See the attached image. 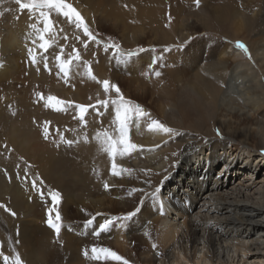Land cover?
Segmentation results:
<instances>
[{
  "label": "rangeland",
  "instance_id": "rangeland-1",
  "mask_svg": "<svg viewBox=\"0 0 264 264\" xmlns=\"http://www.w3.org/2000/svg\"><path fill=\"white\" fill-rule=\"evenodd\" d=\"M79 2L84 12H87L86 23L89 24L90 29L94 33L100 34L99 38L102 41L107 43L110 38L112 43L121 46V50L124 53L138 51L140 48L145 49V51L132 57L127 63H118L117 56L111 49L106 52L102 46L92 43L85 50L76 39L79 36L81 40H85L86 38L83 36V33L78 31L73 24H69L66 18L53 12L51 19L54 24V31L56 32V40L47 52L41 53L37 47L39 44L38 40L35 44L33 43L36 33L32 27L28 29L29 32L27 31V35L23 42H21L28 49L36 48L37 64L33 65L29 61L28 49L22 56L16 54L8 57V59L5 58L6 56L2 58L0 56V62L5 58L7 60L10 59L11 64L5 70L10 73L11 77L7 75L0 80V169H13L15 167L17 168L15 172L22 174V177L28 179L32 185L33 181H35L37 186V190H34L33 196L27 201L29 204L15 210L17 212L9 208L8 206L11 205L4 203V198L0 197V204L5 205L11 212L15 213V216H13L9 212H6L4 208H0V264H4L3 256L12 257L14 254L20 255L23 264L28 263L26 260L29 257L30 264H52V261L53 264L68 263L65 252L66 244L70 241V236L73 237L72 240L74 242L76 235L72 229H69V226L67 227L70 223L65 220V205L66 203L73 202L69 204L72 207V211H80V213L82 208L86 207V203L90 199L89 195L79 193V177L84 175V172L90 170L92 164H97V155H95L93 149L99 143L94 137L97 132L104 130L114 133V125L112 124L113 109L111 105H109L107 110L100 108V114H97L94 108L89 107V113L85 117L86 126H81L78 119L74 118V108H70L67 112H56L50 108H46L44 100L36 96V93L42 94L45 98L48 95H53L65 102L85 106L96 105L97 99L103 100L105 98L100 97L98 94L99 84L82 74L84 72L82 65L79 68L74 67L72 73H70L68 83L58 78L55 56L60 54L61 48L64 50L63 58L66 59L72 48L76 47L81 53L82 60L89 62L97 80H109L111 83H115L120 88L125 99L139 104L149 114L151 119L158 120L174 130V134L168 135L165 140H162L166 145L162 152H167L171 155L168 158L169 167L159 170L157 166H149L146 163L137 162V160L131 162V165H118L119 168L129 169L130 171L122 172L118 177L109 174L112 177L111 182L114 183L116 181V184L109 185L107 189L101 187L97 190L95 197L98 199L99 197L102 198V195L97 194V192L103 188V190L108 191L105 192L107 200H118L119 189L126 187L128 183L135 182L137 179L141 182V185L137 183L139 185L137 189H141L143 185H148V192L153 191L159 185V181L165 180V177L170 176V169L175 164L174 159L177 156V153L170 152L171 150L168 149L173 143L182 145L184 141L194 140L193 144L199 146L205 141L220 140L227 142L229 144L228 147L231 148L234 145H240L241 142L225 140L224 122L232 120L231 122L235 127L238 126L244 133L255 132L258 128L264 126L261 124V122L264 123L263 101L259 102V104H263L258 109L259 111L257 110L253 113L254 111L252 112L246 105L241 104L242 100L233 99V107L246 110L247 117L245 118L231 112V114L228 112L222 115L219 104L214 100L212 105L214 114H209L211 119L203 125V128H199L197 125L192 126L194 123H199L196 120L197 115L194 113L190 114L184 102L181 103L178 98L175 99L174 96H171L169 99L164 98L167 102L165 104H169L170 109H174L175 114L178 113L176 107L182 111V117L180 116V119H174V121L168 117L157 116L158 109L153 102L156 96H158L156 89L163 88L170 92H175L178 89L177 80L182 72L194 74L202 68L211 70V62L205 59V55L207 54L206 48L209 43L216 47V50L214 49L216 53L224 45H227L228 50L226 49V51H229L230 48L238 49L235 46L236 42L243 43L248 49V54L242 51L245 59L242 57L238 61L243 59L248 63L252 55V46L254 45L256 48L264 40V0H199V6H197V0H86L85 2L80 0ZM70 3L73 5L72 2ZM237 12H240L238 16L245 20L240 31H237L234 26L238 19V16H236ZM81 15L84 17L82 12ZM186 15L191 18L188 23H183L184 19H188ZM22 20H27L29 24L27 21L26 24L28 26L33 24L38 28H42L43 26L42 23L38 22L36 16H30L27 11L22 12L15 3V0H0V33L4 32L8 27H15ZM164 35L169 36L170 39L164 41ZM2 36L3 33L0 34V38ZM65 37L67 39H64ZM45 59L48 61V66L51 69L50 72L44 70ZM154 60L156 61L155 64H153ZM98 71L100 72L98 73ZM155 71L161 73L159 83L156 81ZM77 72L81 74L77 75ZM169 74L170 76H168ZM256 76L261 80V85L264 87V68L259 64ZM181 79L185 82L182 77ZM112 80L115 81L113 82ZM194 83L196 84V82ZM219 84H221L220 81ZM249 85L251 84L246 83V86ZM50 86L53 88L51 89ZM253 86L256 88L257 85L253 84ZM226 87L228 86L226 85ZM208 89H211L214 94L217 91L213 82L208 85ZM256 89L257 92L252 94L253 97L259 94L264 95L263 90ZM77 91L78 94L76 93ZM142 92L149 95L143 103L138 100L143 95ZM65 93L71 95L76 93V96L69 97ZM23 94L25 97H23ZM109 97L115 98V93H110ZM203 119H207L204 113ZM18 120L21 122L17 123ZM45 121L49 122L47 125V140L43 134ZM20 124H22L21 127L23 128L19 127ZM132 125H135V122ZM18 128L23 129L22 132L27 137L30 135L33 137H30V139L35 144L36 149L38 148L40 151L41 154L38 156L39 158L42 156L41 160L37 157L35 159L37 158L38 160L32 159L29 153L24 152L21 145L10 143L11 137L9 135ZM217 130L220 135H217ZM133 133L134 128L131 126L130 139L132 143L137 144ZM61 136L67 140L74 141L72 146L68 147L60 143L59 147H57ZM34 139L36 143H34ZM179 140H182V142L180 143ZM247 141L246 143L249 144L250 149L261 152L262 146H259L256 141L252 138H249ZM90 145L91 149L89 150ZM259 152L254 153L259 154ZM44 158L47 159L45 160ZM117 158L118 156L116 157V161L124 157ZM61 162H63L62 164L65 167L61 165ZM111 164L108 167L109 170H111ZM238 166L239 164L237 165V169H239ZM96 167L98 166L96 165ZM26 169L27 172H25ZM219 171H222V167L219 168ZM152 173L158 174L159 181L155 180L151 183L148 181L144 184L146 181L141 175L147 176ZM70 176H73V178ZM94 176L92 174L89 179L93 180ZM74 181L76 187L73 184ZM244 182L246 183L245 180ZM93 185L95 186V183ZM49 191H58L61 194L58 210L62 217V228L59 237L46 224L47 213L52 207L48 196ZM77 193L82 195L79 197L85 198H82V201L78 200ZM126 193H123L120 197H126L128 195ZM253 194L254 192H251L248 197L252 199ZM135 195L139 196L140 200L144 198V192L136 191ZM105 198L99 203L100 208L94 209L93 207H89L91 208V214L89 213L88 217L96 218L99 215V211H101L100 214H104L103 212L128 214H125V211L121 210L123 206L118 204L121 203L119 200L117 201V210H103L109 206ZM139 199L138 201H140ZM83 200L86 201L84 202ZM136 207L142 208L140 204L135 203L131 212ZM54 215L55 213L53 212ZM132 227V230L136 228L134 225ZM24 228L28 232H24L25 236L23 235ZM31 237L32 240H30ZM44 250L46 251L43 253ZM52 253L55 255L53 256ZM259 257L258 252L256 255L251 256V263L257 264ZM44 258L46 259L45 261ZM241 263L249 264V261ZM102 264H114V262L104 261Z\"/></svg>",
  "mask_w": 264,
  "mask_h": 264
},
{
  "label": "bare ground",
  "instance_id": "bare-ground-1",
  "mask_svg": "<svg viewBox=\"0 0 264 264\" xmlns=\"http://www.w3.org/2000/svg\"><path fill=\"white\" fill-rule=\"evenodd\" d=\"M79 1L70 0L87 20V12H84ZM82 1L85 2L86 0ZM239 13L237 12L236 16ZM186 16L188 19H184L183 23H188L191 18L188 15ZM26 21L22 20L20 23H16L15 27H8L2 32L3 36L0 38L1 58L6 56L5 58L8 59V57L16 54L22 56L27 51L28 47L21 44L27 35L28 29L31 28L28 26V21V24H26ZM244 21L243 18L238 16L234 24L237 31L242 29ZM163 38L164 41L170 39L167 35H164ZM227 48V45H224L216 53L214 51L216 47L209 43L206 48L205 59L211 62V70L202 68L194 74L182 72L178 77V89L175 92L163 88L156 89L158 96L153 102L158 109L157 116L168 117L172 121L180 119V116L182 117V111L178 107H176L178 113L175 114L174 109H170V105L165 104V99H169L171 96H174L175 99L178 98L181 103L184 102L190 114L197 115L196 120L199 123H194L192 126L197 125L199 128H203V125L211 119L209 114L213 113L214 100L219 104L222 115L231 112L238 116L247 117L246 110L232 106L233 99L242 100L241 104L246 105L248 109L254 111L253 113L261 108L263 104H259V102H264V95L259 94L253 97L252 94L257 92L256 88L264 91L261 80L256 76L258 64L264 68V40L256 48L254 45L252 46V55L248 63L243 60L245 58L242 50L230 48L229 51H226ZM242 57L243 59L238 61ZM5 58L0 62V80L7 75L11 77L10 73L5 71L11 65L10 59ZM14 58L16 59V57ZM37 77L39 78V76ZM156 81L159 83L160 77H156ZM219 81L221 84H219ZM212 82L217 89L215 94L211 89H208V85ZM246 83L251 85L246 86ZM253 84L257 85L256 88ZM76 93L78 94V91ZM76 93L72 95L65 94L73 97L76 96ZM98 94L100 97H105L100 84ZM147 96L149 95L143 93L138 100L143 103ZM23 97H25L24 94ZM174 98L172 99L175 101ZM180 102L179 104H181ZM203 113L207 119H203ZM231 121L223 123L225 140L239 141L241 142L240 145H234L230 148L227 142L220 140L205 141L199 146L193 144L194 140V142L184 141L182 145L173 143L168 149L171 150L170 152L177 153V156L174 159L175 164L170 169V176L159 181L157 173L147 176L141 175L146 181L144 184L148 181L150 183L155 180L159 181L157 187L161 189V192L156 199L144 197L140 200L139 196L135 195L136 191L134 189H137L138 184L141 185L138 179L135 182L128 183L126 187L120 188V191L116 189L119 192L118 200L121 201L118 204L123 206L121 210L125 211V214L132 211L135 203L140 204L142 208H140V213H137L129 221L115 220L110 230L101 233L99 236L94 235V232L98 231L101 223L106 219H115L117 216L123 217L125 215L124 213L114 214L112 212L100 214L101 211H99V215L96 218L94 217L95 222L91 225L86 224L87 220L93 219V217H88V214H91V208L89 207L100 208L99 203L106 197L105 192L107 190H103L104 185L116 184V181L111 182L112 177L109 175L111 170L108 167H110L111 161L108 159V155L104 154L100 145H96L93 152L97 155V164H92L91 169L79 177L78 186L79 193L89 195L90 200L87 201L86 207L82 208L81 213L80 211H72L69 204L73 202L66 203L67 208L65 205V220L70 223L66 225L76 235L74 242L73 237L69 235L70 241L66 244L67 264H102L103 262L92 259L90 250L93 246L106 247L116 251L129 264H242L241 262L247 263L248 261L249 264H252L250 261L251 256L256 255L257 252L260 255L257 264H264V154H262V151H264V126L258 128L255 132L244 133L238 126L235 127ZM147 122L148 119L145 118L141 120L139 128L132 125L134 128L133 136H135L140 148L124 158L118 156L117 159H120L115 161L117 165H131V162L137 160V162L146 163L149 166H157L159 170L169 167L168 158L171 155L162 152L166 146L162 140H165L168 135L148 131ZM17 123L15 122V124ZM261 124L264 125L263 122ZM21 126L22 124L19 127ZM21 128L12 129L14 131L9 135L11 137L10 143L21 145L24 152L29 153L32 159L39 158L38 155L41 153L32 143L31 135L29 137L24 135ZM249 138L262 146L261 152L250 149L249 144L246 143ZM6 141L8 140L6 139ZM35 141L34 139V143H36ZM254 152H259V154ZM41 158L42 156L39 159L41 160ZM56 162L58 163V161ZM62 163L61 165H63ZM42 164L44 165V163ZM238 164L239 169H237ZM220 167H222V171H219ZM15 170H17L15 167L13 169H0V197H3L4 203L10 204L11 206L8 207L14 211L22 206H27L29 204L28 199L34 194L31 182ZM92 174L95 176L93 180H90L89 177ZM70 177L73 178V176ZM73 184L76 187L75 181ZM101 187H103L101 189L103 192L99 191L97 194L102 195V198L99 197L98 199L95 194ZM147 187L148 185L141 186L143 190L141 192H148ZM251 192H254L252 199L248 197ZM79 193H77L78 200L82 201V198L85 197H79L82 196ZM123 193L128 195L120 197ZM118 200H107L105 198L109 206L103 210H117ZM144 205L146 206L143 207ZM137 208L139 207H136L135 210ZM133 225L136 226L134 230H132ZM25 231L27 232L26 228L23 230L24 236L26 235ZM30 240H32V237ZM154 244L156 245L155 249L153 248ZM85 252H87V255H85ZM29 261L30 257L26 260L27 264H30Z\"/></svg>",
  "mask_w": 264,
  "mask_h": 264
},
{
  "label": "snow or ice",
  "instance_id": "snow-or-ice-1",
  "mask_svg": "<svg viewBox=\"0 0 264 264\" xmlns=\"http://www.w3.org/2000/svg\"><path fill=\"white\" fill-rule=\"evenodd\" d=\"M15 3L19 6V9L22 12L27 11L30 16H36L38 18V22L42 23V28L36 27L35 24L30 25V27H32L36 33V38L33 43L35 44L37 40L39 41L37 47L40 49L41 53L47 52L56 40V32L54 31V24L51 19V14L53 12L61 17L66 18L69 24H73L78 31L83 33V36L86 38L85 40H81L79 36H77L76 39L84 47L85 50H87L90 44L92 43H95L97 46H102L104 51L106 52L111 49L117 56L118 63H127L129 60H131L132 57L145 51V49L140 48L138 51H128L127 53H124L121 50V46L119 44L112 43L110 38L107 43L102 41L99 38L100 34L94 33L90 29L89 24L86 23L84 17L69 2V0H15ZM197 6H199V0H197ZM64 39H67V37H65ZM235 46L238 49L242 50L245 54H248V49L243 43L236 42ZM63 51V48H61L60 54L55 56V66L58 69V78L63 79L65 83H68L70 79V73H72L74 67L79 68L82 65L84 68V72L82 74L86 75L88 78L94 80L96 83L101 85L105 94V98L103 100L97 99L96 105L85 106L81 104H72L65 102L64 100H61L53 95H48L45 98L42 94L36 93V96L39 99L44 100L46 108H50L56 112H67L70 108H74V118L78 119L81 126H86L85 117L89 113V107L94 108L97 114H100V108H104L105 110H107L109 105L112 106V124L114 125V133L108 130H104L102 132H97L94 137V139L98 141L101 150L105 152L108 155L109 159L112 161L110 172L112 176L118 177L121 175L122 172L130 171L129 169L119 168L117 163L115 162L116 157L128 156L140 148L139 145L132 143L130 139V129L133 122H135L136 127L139 128L141 120L144 118H148V131L160 132L166 135L174 134V130L172 128L165 126L162 122L158 120L151 119L149 117V114L139 104H136L131 100L125 99V97L121 93L120 88L115 83H111L109 80H97V78L93 74L89 62L82 60L81 53L76 47L72 48L71 52L68 54V57L66 59L63 58ZM28 56L29 61L33 65L38 63L35 47L28 49ZM155 62L156 61L154 60L153 64H155ZM44 70L49 72L51 71L48 66L47 59H45L44 61ZM76 74L80 75L81 73L77 72ZM154 75L156 77H159L161 73L159 71H155ZM110 93H115V98H110ZM48 123L49 122L45 121L43 130L44 138L46 140L48 139ZM217 135H220L218 130ZM60 143L71 147L74 141L67 140L63 136H61L60 141L57 143V147H59ZM262 154H264V151H262ZM25 172H27V169L25 170ZM165 179H167V177H165ZM41 183L43 182L41 181ZM32 187L33 190H37L35 181H33ZM104 187L105 189H107L108 185L105 184ZM134 191L143 190L134 189ZM160 192L161 189L157 187L151 192H145L144 197L156 199ZM48 196L51 201L52 207L47 213L46 224L55 233V235L59 237L62 228V217L58 210V205L61 202V194L58 191H49ZM0 208H4L6 212H9V214L15 216V213L11 212V210L5 207V205L0 204ZM139 211L140 208H137L135 211L130 212L123 217H117L115 219H106L103 223L99 225L98 231L94 232V235L99 236L101 233L108 232L115 223V220H131ZM53 212L55 213L54 216ZM93 222L94 218L87 220L86 224L91 225L93 224ZM155 247L156 245L154 244L153 248L155 249ZM90 251L92 259L94 261H112L114 262V264H129L126 259L119 256L115 251L106 247L93 246ZM85 255H87V252H85ZM3 261L4 264H23V261L19 254H14L12 257L3 256Z\"/></svg>",
  "mask_w": 264,
  "mask_h": 264
}]
</instances>
